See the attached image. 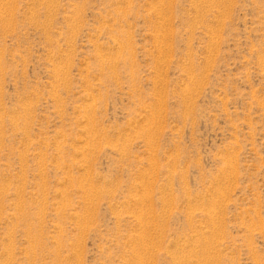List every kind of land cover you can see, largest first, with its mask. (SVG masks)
I'll return each mask as SVG.
<instances>
[{"label": "rangeland", "instance_id": "rangeland-1", "mask_svg": "<svg viewBox=\"0 0 264 264\" xmlns=\"http://www.w3.org/2000/svg\"><path fill=\"white\" fill-rule=\"evenodd\" d=\"M0 264H264V0H0Z\"/></svg>", "mask_w": 264, "mask_h": 264}]
</instances>
